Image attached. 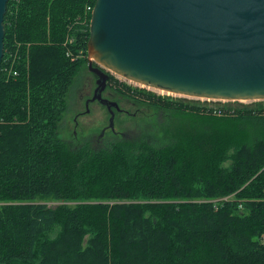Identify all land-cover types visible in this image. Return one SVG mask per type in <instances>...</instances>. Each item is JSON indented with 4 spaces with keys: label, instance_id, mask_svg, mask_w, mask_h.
Returning <instances> with one entry per match:
<instances>
[{
    "label": "trees",
    "instance_id": "1",
    "mask_svg": "<svg viewBox=\"0 0 264 264\" xmlns=\"http://www.w3.org/2000/svg\"><path fill=\"white\" fill-rule=\"evenodd\" d=\"M95 1H7L0 264H264V100L157 95L109 73L156 109L165 142L60 137Z\"/></svg>",
    "mask_w": 264,
    "mask_h": 264
},
{
    "label": "water",
    "instance_id": "2",
    "mask_svg": "<svg viewBox=\"0 0 264 264\" xmlns=\"http://www.w3.org/2000/svg\"><path fill=\"white\" fill-rule=\"evenodd\" d=\"M87 57L96 88L86 107L104 105L112 131L120 107L102 97L109 73L183 97L264 100V0H96Z\"/></svg>",
    "mask_w": 264,
    "mask_h": 264
},
{
    "label": "rangeland",
    "instance_id": "3",
    "mask_svg": "<svg viewBox=\"0 0 264 264\" xmlns=\"http://www.w3.org/2000/svg\"><path fill=\"white\" fill-rule=\"evenodd\" d=\"M87 67L84 65L80 73L75 77L67 96V109L59 123V135L70 148L77 147L83 143H90L94 149L105 148L119 138L139 140L148 137L153 138L156 143L165 142L159 126L155 125V121L157 120L156 109L146 103H139L122 97L116 94L108 85L104 90L103 97L117 102L121 110L115 111L113 120L114 131L106 128L109 125V112L107 108L97 101L90 102L87 107L85 104V101L92 96L93 90L96 87V76ZM113 75L122 82L133 87L146 88L157 95L183 97L163 90L148 88L128 81L118 75ZM185 98L201 101L207 100L210 102L209 99ZM216 101H219L220 104L227 102L224 100H212L211 103ZM249 102L255 101L243 100L232 104L245 105L249 104ZM49 204L52 205L53 203L50 202Z\"/></svg>",
    "mask_w": 264,
    "mask_h": 264
},
{
    "label": "flooded vegetation",
    "instance_id": "4",
    "mask_svg": "<svg viewBox=\"0 0 264 264\" xmlns=\"http://www.w3.org/2000/svg\"><path fill=\"white\" fill-rule=\"evenodd\" d=\"M107 85H108V83H107ZM107 85H106V87H107ZM95 88H96V87H95ZM95 88H94V90H95ZM105 89H106V88H105ZM105 89H104V90H105ZM94 90H93V92H94ZM104 90L102 91V97H103ZM92 95H93V93H92ZM91 97H92V96H91ZM91 97H90V98H91ZM88 99H89V98H88ZM88 99H87V100H88ZM95 101H97V100H95ZM85 102H86V101H85ZM93 102H94V101H93ZM97 102H98V101H97ZM120 110H121V109H120Z\"/></svg>",
    "mask_w": 264,
    "mask_h": 264
},
{
    "label": "built area",
    "instance_id": "5",
    "mask_svg": "<svg viewBox=\"0 0 264 264\" xmlns=\"http://www.w3.org/2000/svg\"><path fill=\"white\" fill-rule=\"evenodd\" d=\"M87 9H90V7H87Z\"/></svg>",
    "mask_w": 264,
    "mask_h": 264
}]
</instances>
